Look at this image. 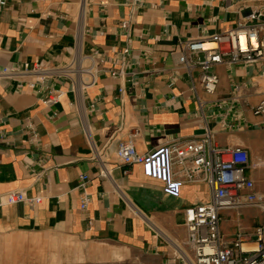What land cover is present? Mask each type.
Wrapping results in <instances>:
<instances>
[{
    "label": "crops",
    "instance_id": "1",
    "mask_svg": "<svg viewBox=\"0 0 264 264\" xmlns=\"http://www.w3.org/2000/svg\"><path fill=\"white\" fill-rule=\"evenodd\" d=\"M240 21L264 23V0H7L0 69L19 74L0 79V197L40 200L0 205V264H193L184 210L209 201L210 185L167 195L116 158L124 141L144 154L208 134L211 145L245 149L254 184L242 193L262 200L221 210L219 226L228 244L252 237L264 223V114L253 113L264 60L214 66L213 93L177 61L179 42ZM76 55L95 57L89 85L31 71L38 62L59 71ZM52 90L58 101L47 104Z\"/></svg>",
    "mask_w": 264,
    "mask_h": 264
},
{
    "label": "built area",
    "instance_id": "2",
    "mask_svg": "<svg viewBox=\"0 0 264 264\" xmlns=\"http://www.w3.org/2000/svg\"><path fill=\"white\" fill-rule=\"evenodd\" d=\"M7 0H0V9ZM260 13L251 12L248 19L258 20ZM126 22L122 23V27ZM77 62L72 59L64 68L54 69L42 62L33 64L31 71L48 76L63 73L69 78L79 76V84L89 85L94 80L95 57L82 56ZM264 60V23L240 21L235 27L202 39H187L178 44V63L187 71L198 68L199 83L207 93H213L218 85L214 66L248 65ZM85 62L88 66L84 67ZM76 66L79 72L73 74ZM27 67V66H26ZM19 74L17 68L0 69V79ZM194 88V86H192ZM59 94L50 91L44 102L58 101ZM199 103L200 100L197 97ZM255 115L264 114V97L253 108ZM116 158L122 164H139L146 177L159 180L162 190L169 196L178 197L181 187L187 182L203 181L210 185V199L204 203L192 204L184 210L187 242L193 253V264H264V223L254 227L252 237L239 232L231 244L226 243L220 233L219 212L237 209L246 203L259 206L262 200L256 193H242L253 187L245 171L248 154L241 147H218L209 143L205 134L188 141L175 140L158 146L147 153L136 151L130 142H119ZM83 180L85 176L81 177ZM39 197H27L21 191H11L0 197V205L19 202L37 203ZM86 206V199L81 203ZM250 246H254L250 248ZM246 248V249H245Z\"/></svg>",
    "mask_w": 264,
    "mask_h": 264
},
{
    "label": "bare ground",
    "instance_id": "3",
    "mask_svg": "<svg viewBox=\"0 0 264 264\" xmlns=\"http://www.w3.org/2000/svg\"><path fill=\"white\" fill-rule=\"evenodd\" d=\"M74 59H75L77 62L80 61L78 55H76V57H75ZM73 74H77V75H80V74H88V72H79V66H76V69H75V71H74ZM77 81L79 82V76H78V78H77ZM253 247H254V246H250V248H253ZM245 249H246V248H245Z\"/></svg>",
    "mask_w": 264,
    "mask_h": 264
},
{
    "label": "rangeland",
    "instance_id": "4",
    "mask_svg": "<svg viewBox=\"0 0 264 264\" xmlns=\"http://www.w3.org/2000/svg\"><path fill=\"white\" fill-rule=\"evenodd\" d=\"M86 63H87V62H85L84 67L88 66V64H86Z\"/></svg>",
    "mask_w": 264,
    "mask_h": 264
}]
</instances>
